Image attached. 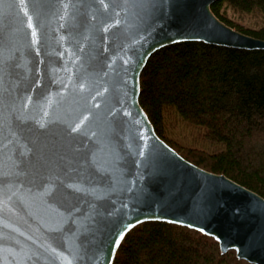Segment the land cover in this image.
<instances>
[{
    "label": "water",
    "instance_id": "obj_1",
    "mask_svg": "<svg viewBox=\"0 0 264 264\" xmlns=\"http://www.w3.org/2000/svg\"><path fill=\"white\" fill-rule=\"evenodd\" d=\"M217 0H0V264H113L160 222L264 264V198L182 158L139 104L156 51L264 50Z\"/></svg>",
    "mask_w": 264,
    "mask_h": 264
},
{
    "label": "trees",
    "instance_id": "obj_2",
    "mask_svg": "<svg viewBox=\"0 0 264 264\" xmlns=\"http://www.w3.org/2000/svg\"><path fill=\"white\" fill-rule=\"evenodd\" d=\"M227 26L264 41V0H217ZM139 104L157 136L182 158L264 198V50L198 42L164 47L140 74ZM113 264H249L199 232L143 223Z\"/></svg>",
    "mask_w": 264,
    "mask_h": 264
},
{
    "label": "snow or ice",
    "instance_id": "obj_3",
    "mask_svg": "<svg viewBox=\"0 0 264 264\" xmlns=\"http://www.w3.org/2000/svg\"><path fill=\"white\" fill-rule=\"evenodd\" d=\"M161 2H163V0H161Z\"/></svg>",
    "mask_w": 264,
    "mask_h": 264
}]
</instances>
